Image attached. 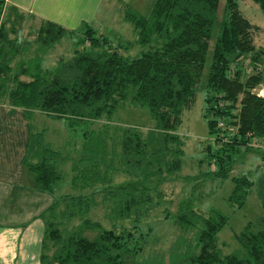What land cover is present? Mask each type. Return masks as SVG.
I'll return each instance as SVG.
<instances>
[{
  "label": "trees",
  "instance_id": "1",
  "mask_svg": "<svg viewBox=\"0 0 264 264\" xmlns=\"http://www.w3.org/2000/svg\"><path fill=\"white\" fill-rule=\"evenodd\" d=\"M219 1L152 0L146 12L126 7L124 17L136 32L133 42L141 45L136 54L126 52L128 41L111 38L88 22L69 29L42 19L35 33L38 43L50 45L63 36L79 35L72 56L55 66H43L41 59L24 58L26 44L14 24L24 14L0 0V13L7 8L8 14L0 22V76L12 73L9 77L14 83L6 95L0 90V97L64 117L70 129L80 127L83 138L80 156L71 164L76 190L57 195L64 176L59 163L69 157L45 142L42 132H31L23 161L41 189L54 196L46 212L64 203L67 218L83 215L101 191L112 203L110 216L130 221L129 226H104L85 216L82 228L68 230L47 218L41 264L143 263L135 262V255L154 238V227L143 229L142 222L160 205L158 185L181 169L183 140L175 129L183 108L195 97L206 65L203 115L212 142L205 151L214 164L209 171L225 176L235 151L260 149L255 145L264 142V94L256 88L264 87V44L254 43L253 30L258 26L241 12L239 0H225L222 7ZM254 1L264 13V0ZM18 55L19 62L13 65L11 59ZM239 58L248 60V73L244 74L242 63L233 64ZM124 102L147 107L156 125L142 130L110 123L108 117ZM103 115L107 119L103 127L89 126ZM110 127L114 134H109ZM117 170L128 178L114 184L113 171ZM260 178L263 213L238 234L241 247L227 253L217 243V233L228 219L223 212L215 207L198 209L188 199L175 210L164 209V216L180 228L194 230L193 241L173 253L171 263L264 264V173ZM232 179L229 199L241 205L253 180L247 174ZM83 227L95 228L97 233L90 237Z\"/></svg>",
  "mask_w": 264,
  "mask_h": 264
},
{
  "label": "rangeland",
  "instance_id": "2",
  "mask_svg": "<svg viewBox=\"0 0 264 264\" xmlns=\"http://www.w3.org/2000/svg\"><path fill=\"white\" fill-rule=\"evenodd\" d=\"M152 0H132L130 4L139 10V12L148 11ZM225 0H220L221 7ZM108 5H103L98 11L96 18L98 22L94 24L95 28L103 31L114 39H122L128 43L126 52L136 54L140 51L141 45L134 43L135 29L133 25L123 19L120 10L108 9ZM241 12L254 24L257 28L253 30L254 43L257 46L264 44V13L254 0H239ZM108 10H112L111 12ZM20 20L15 19V28L20 41L26 46L23 47L24 58L27 60L31 57L42 59L44 66H55L60 60H65L72 56L75 41L79 35L63 36L59 41L45 45L35 41V33L40 23L37 17H33L27 12ZM7 8H3L0 13V22L7 18ZM9 23V22H8ZM8 25V24H7ZM20 34V35H19ZM15 36V33H10ZM131 40V41H129ZM27 42V43H26ZM214 37L211 39V44ZM20 55L11 59L12 64L19 62ZM210 59V51L207 60ZM17 61V62H16ZM29 61V60H27ZM12 66V70H17V66ZM207 65L205 66L201 83L195 93L192 102L183 108L180 123L177 125L175 132L179 134L183 140L184 152L181 155V169L170 176H167L158 188L162 192L159 197L160 205L154 208L143 219L142 227L147 229L148 226L154 227V236L152 240L145 245L142 253L135 255L136 260L143 263L136 264H172L171 256L173 253H179L185 249L188 243L193 241L192 229L180 228L172 218L164 216V209L175 210L179 204L191 201L198 209H208L215 207L225 215L228 219L226 223L219 229L217 233V243L220 250L224 253L239 249L241 243L238 234L245 228L248 222H256L257 218L263 213L262 199L260 195V176L264 173V142L259 141L255 147L259 150L246 151L243 148L232 154V166L225 176H220L209 171L214 168V164L210 163L206 158V144L212 142V136L208 132L207 120L203 115L205 101L204 89L202 81L205 79ZM248 73L247 70L244 72ZM12 73H3L0 76V90L3 94H8L9 90L14 86L13 81L9 77ZM22 78H28L25 75ZM259 89V88H256ZM255 89V90H256ZM264 92V90H263ZM31 122L35 130L42 132L45 142L60 147V151L67 155L69 159L60 166L63 171V179L57 186L56 194L63 192H74L76 189L72 187L71 176L73 174L71 164L74 157L80 156L83 138L81 136L80 127L70 129L67 126L65 133L63 123L64 119H54L50 116L33 112L30 116ZM106 116L103 115L89 126L92 128L103 127ZM108 120L112 124L119 125H136L142 130L152 128L156 125L155 117L145 106H135L129 103H122L109 117ZM111 124V126H112ZM88 125H85V128ZM109 134H114L113 128H109ZM65 135V136H64ZM110 146L112 140L107 139ZM49 141V142H48ZM50 145V144H49ZM211 164V165H210ZM247 174L253 180V184L248 191L241 205L231 201L229 194L234 188V175ZM112 182L114 184L125 181L128 175L121 170L113 171ZM111 182V181H110ZM163 195V197H162ZM95 204L91 205L89 210L83 215H75L67 218L63 214L64 203H61L51 213L45 212V217L53 219L60 226L71 230L82 228V219L85 216L92 220H99L104 226H112L113 224L127 226L130 225L129 219H117L110 216L111 201L106 199L100 191L94 196ZM201 209V210H202ZM205 211V210H204ZM83 232L90 237L95 236L97 230L95 228L83 227ZM175 264V263H174Z\"/></svg>",
  "mask_w": 264,
  "mask_h": 264
},
{
  "label": "crops",
  "instance_id": "3",
  "mask_svg": "<svg viewBox=\"0 0 264 264\" xmlns=\"http://www.w3.org/2000/svg\"><path fill=\"white\" fill-rule=\"evenodd\" d=\"M131 1L5 0V4L40 21L51 19L66 28L79 29L83 22L97 24L96 15L103 5H108V9L117 6L125 19L124 10L133 7ZM33 112L63 118L65 133L68 129L64 117H53L39 108L11 103L5 95L0 97V264H41L45 212L54 196L41 189L35 173L23 161L31 132L37 131L30 119ZM49 144L60 150L59 146Z\"/></svg>",
  "mask_w": 264,
  "mask_h": 264
},
{
  "label": "built area",
  "instance_id": "4",
  "mask_svg": "<svg viewBox=\"0 0 264 264\" xmlns=\"http://www.w3.org/2000/svg\"><path fill=\"white\" fill-rule=\"evenodd\" d=\"M239 64V63H242L243 64V67L247 70V71H250V67H249V64H248V60H243V58H239V60H236V61H234V65H237V64ZM263 90H264V87H260L259 89H257V93L258 94H260V95H263L264 94V92H263ZM219 124H220V122H219Z\"/></svg>",
  "mask_w": 264,
  "mask_h": 264
}]
</instances>
